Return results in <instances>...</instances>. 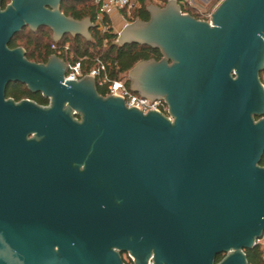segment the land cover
Wrapping results in <instances>:
<instances>
[{"label":"water","instance_id":"water-1","mask_svg":"<svg viewBox=\"0 0 264 264\" xmlns=\"http://www.w3.org/2000/svg\"><path fill=\"white\" fill-rule=\"evenodd\" d=\"M67 1L0 0V264H249L264 237V0H216L210 22L169 0L122 28L119 45L160 50L130 88L169 117L10 48L25 28L91 40ZM12 83L49 105L7 99Z\"/></svg>","mask_w":264,"mask_h":264},{"label":"trees","instance_id":"trees-1","mask_svg":"<svg viewBox=\"0 0 264 264\" xmlns=\"http://www.w3.org/2000/svg\"><path fill=\"white\" fill-rule=\"evenodd\" d=\"M94 0H69L64 2L61 11L68 17L76 20H84L90 18L95 24V28L91 30L92 38L87 40L82 36L73 37L66 35L60 42H54L53 32L48 28H40L36 32L25 28L17 34L10 43V48L22 47L26 51V57L31 62L46 64L52 55L64 59L67 64L81 63L83 73H89L97 64L98 60L102 61L107 66V74L112 80H120L126 78L127 75L140 61H149L162 59L160 50L153 49L149 46L128 44H117L118 35L112 27V20L107 16L103 20V25L107 28L106 31H100L98 21V7L93 4ZM10 0H4L3 9L7 6ZM142 7L135 10L132 14L131 22L142 20L148 22L150 14L147 10L148 2L153 0H141ZM164 7L166 3L159 4ZM184 12L200 19V15L190 7L184 8ZM55 45L57 48L53 49ZM66 46H69L66 49ZM261 80L264 84V72L261 74ZM128 86H131V81L128 80ZM100 95L106 97L107 89L98 86ZM7 98H12L16 102L24 99L34 100L40 105H49V100L41 94L31 93L27 87L20 83H12L7 90ZM264 166V158L261 163ZM249 264H264V253L257 245L252 250L246 251ZM222 256H219V262Z\"/></svg>","mask_w":264,"mask_h":264},{"label":"built area","instance_id":"built-area-1","mask_svg":"<svg viewBox=\"0 0 264 264\" xmlns=\"http://www.w3.org/2000/svg\"><path fill=\"white\" fill-rule=\"evenodd\" d=\"M154 1H159L160 3H162V0ZM164 1L168 2L169 0ZM178 2L182 6V9L187 7L193 9L196 8L195 0H178ZM95 4L98 7L97 25H99L100 31L107 30V28L103 25V20L107 16L111 19V15L113 14V12H119L120 14H122V18L125 24H128L130 22V19L132 18L133 12L142 7L141 0H95ZM216 7L217 2L215 7L211 11L197 13L204 17L201 20L210 22L211 14ZM183 13L186 12H184L183 10ZM52 48L56 49L57 47L53 45ZM68 48L69 46H66V49ZM106 72L107 66L100 60H98L96 66L89 73H83L80 62L69 63L66 80H80L85 76H92L96 79L97 86L105 87L107 89V96L116 95L124 98L127 107H135L141 109L144 114L149 113L151 110H155L169 117V108L164 99H157L154 101L145 99L138 93H135L131 90V88L128 86V78L112 80Z\"/></svg>","mask_w":264,"mask_h":264},{"label":"rangeland","instance_id":"rangeland-1","mask_svg":"<svg viewBox=\"0 0 264 264\" xmlns=\"http://www.w3.org/2000/svg\"><path fill=\"white\" fill-rule=\"evenodd\" d=\"M216 2V0H210V4L208 5L207 12L210 9V7L213 6V4ZM93 4H95V0L93 1ZM150 5H157L160 6L159 4H157L156 1L153 0V2H148V6ZM162 7V6H161ZM112 27L114 32L118 35V33L122 30V28L125 26V22L123 20V18H121L120 14L117 13L116 15L112 14ZM204 17L200 15V19H203ZM129 23H132L131 21ZM118 44V41H117ZM129 74L130 72L125 75L126 78H129ZM258 246L262 249L263 253H264V237L259 241ZM123 258L124 260L128 263V264H132L131 258L129 256L128 253H124L123 254Z\"/></svg>","mask_w":264,"mask_h":264},{"label":"crops","instance_id":"crops-1","mask_svg":"<svg viewBox=\"0 0 264 264\" xmlns=\"http://www.w3.org/2000/svg\"><path fill=\"white\" fill-rule=\"evenodd\" d=\"M157 4H163V3H166V1L162 0V3H160L159 1H156ZM210 4V0H195V5H196V8L194 9L196 12H207V9L208 8V5ZM216 5V2L213 4L212 7H210V9L208 10L211 11ZM117 13L119 12H113L114 15H116ZM120 14V13H119ZM121 18H122V14H120ZM111 20H112V17H111ZM126 25V24H125Z\"/></svg>","mask_w":264,"mask_h":264},{"label":"flooded vegetation","instance_id":"flooded-vegetation-1","mask_svg":"<svg viewBox=\"0 0 264 264\" xmlns=\"http://www.w3.org/2000/svg\"><path fill=\"white\" fill-rule=\"evenodd\" d=\"M10 85H11V84H10ZM10 85H9V86L7 87V89H6V98H7V90H8V88L10 87ZM7 99H9V98H7ZM33 101H34V100H33ZM122 256H123V255H122ZM223 257H224V256H222V259H223ZM222 259H221V260H222ZM221 260H220V261H221ZM131 261H132V264H134V261H133L132 259H131ZM125 262H126V261H125ZM126 264H128V263L126 262Z\"/></svg>","mask_w":264,"mask_h":264}]
</instances>
